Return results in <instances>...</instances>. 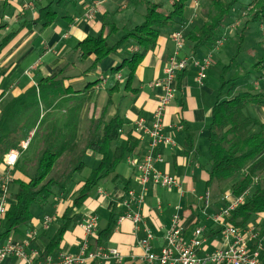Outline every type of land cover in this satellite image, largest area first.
I'll use <instances>...</instances> for the list:
<instances>
[{"label":"crops","instance_id":"obj_1","mask_svg":"<svg viewBox=\"0 0 264 264\" xmlns=\"http://www.w3.org/2000/svg\"><path fill=\"white\" fill-rule=\"evenodd\" d=\"M48 1L12 0L7 4L6 0H0V25H5L1 34L4 35L25 22V27L0 54V114L6 103L12 99L38 87L42 80L59 75V78L65 80L64 88H70L71 91L57 101L59 105L48 109L43 106L42 115H50V119L56 120L67 116L69 109L78 110L79 130L82 132L87 112L90 108L96 107L95 114L100 116L110 96L108 89L115 81L119 83V89L111 94L112 104L107 117L110 118L120 112L124 119L123 137L129 131L133 133L134 124L138 119H143L149 126L153 122L158 99L163 94L161 88H154L152 85L165 77V69L176 51L174 35L165 33L158 39L156 48L146 55L137 68L135 80L129 88H126L128 80L126 68L118 72L115 78L112 77L111 71L121 67L124 61L137 51L136 46L126 43L129 45L128 48H124L123 45L97 66H94L95 56L82 59L81 53L76 49L80 42L89 36L100 35L103 27L109 28V25H115L118 30L109 38V43L110 39L114 42L110 45L116 44L125 35L126 30L141 24L144 14H138V5L141 3L145 5L147 0H82L72 20L59 19L47 28L39 24L27 26L38 17L36 5H45ZM91 10H94L92 16L85 18V14ZM191 50V46L185 41L179 58L202 60L208 54L203 51L193 54ZM215 65L214 58L203 84L197 81L198 68L190 65L180 85L177 77L175 98L165 110L164 133L172 138L176 145L156 149L154 154L160 155L162 161L155 163L154 167L177 178L181 186L169 190L150 182L147 185L144 202L140 206L130 201L128 191L132 190L135 196L141 192L139 173L135 164L142 159L148 147L147 138L143 136L140 139L133 133L139 141L138 151L121 162L116 172L100 183L84 205L74 210V223L65 233L59 251L47 258L56 262L65 254L81 257L82 260L76 264H139L144 262L148 253L142 246V241L151 233L153 239L150 241L149 252L160 253L166 245V236L171 227L172 217L176 213L183 218V237L187 243L197 228L203 229L201 236L203 243L197 253L199 259L226 248L222 228L212 218L226 206L222 197L230 193L232 184L227 183L222 194L210 190L207 188L209 175L204 168L207 164L204 144L209 137L211 111L218 95V84L213 86L207 81ZM104 79L107 80L105 83ZM99 80L102 81L95 84ZM93 83L95 85H92ZM33 134L34 131L30 139ZM191 134L195 140L193 148L187 145ZM95 157L89 153L87 158ZM12 177L20 180L26 178L16 169L12 171ZM125 182L129 184L128 190H124ZM12 190L13 184L10 185V193ZM208 191L211 192V205L205 209L199 198ZM61 199L57 198L51 215H44L41 220L34 215L29 232H27L29 229L23 228L19 235L11 233L6 236L0 228V248L5 247L9 241L20 245L27 241L29 244L25 248L27 256L31 257L32 251H38L39 256L34 258V264H47V258H43L42 250L48 239L54 235L56 222L71 204V201L66 200L63 203ZM125 202L131 204L130 208L135 213L141 214L142 221L137 226L128 219L118 222V218L129 209L124 205ZM114 212L117 219L112 236L103 246L96 245L97 236L92 238L85 232L87 219L92 216L98 218L99 232ZM46 216L55 217L48 227H44L43 224ZM244 229L263 233L264 214L256 216ZM100 249L106 253H109V250H116L118 255L108 254V257L104 258L97 255ZM26 263V260L15 254H10L0 261V264Z\"/></svg>","mask_w":264,"mask_h":264},{"label":"trees","instance_id":"obj_2","mask_svg":"<svg viewBox=\"0 0 264 264\" xmlns=\"http://www.w3.org/2000/svg\"><path fill=\"white\" fill-rule=\"evenodd\" d=\"M10 1L6 0V3ZM81 1L49 0L45 5L38 4V17L27 26L39 24L47 28L59 19L72 20ZM190 2L173 0L171 9L165 11L161 2L147 0L141 24L126 30L116 44L110 45L109 38L118 30L115 25H109L107 34L104 26L100 35L87 37L76 49L82 59L95 56L94 66H97L126 43L136 46L137 51L121 67L111 71L115 78L122 69L128 70L126 88L135 80L136 70L146 55L156 48L158 39L173 27L176 32L181 28L185 30V41L193 54L199 51L213 54L216 64H220V81L208 126L207 164L204 166L209 175L207 188L222 194L224 186L234 180L230 188L232 197H244V203L230 214L226 223L244 229L256 216L264 214V121L250 112L251 107L264 108V90L259 88L260 84L264 85V0H248L237 16H234V10L241 0ZM193 4L200 8L192 15L197 16L196 22L187 17V8ZM242 11L247 20L235 38H229L227 31L241 18ZM24 27L25 22L3 35L1 31L5 25H0V54ZM219 43L222 45L218 46ZM221 53L226 56L227 63ZM247 68L257 71L260 79L243 84L250 75V70L245 73ZM185 73L186 70L178 76V85ZM64 81L59 75L42 80L38 87L6 103L0 114V163L9 151H22L15 169L26 177L24 180L13 178L14 190L10 193V204L1 227L4 234L19 235L23 228L29 232L34 206L40 209L54 207L57 198L71 201L56 222L54 235L42 250L43 258L59 251L65 233L74 223V210L80 209L100 183L114 174L118 165L135 154L139 147L132 131L122 136L124 119L120 112L107 117L112 104L111 94L119 89V83L115 81L108 89L110 96L100 116L95 114L96 107L87 112L82 132L78 110L69 109L67 116L56 120L50 119V115H42L43 106L48 109L59 105L57 101L71 91L64 88ZM33 131L29 146L21 150V143L28 140ZM193 138L192 134L188 137L187 145L191 148L195 146ZM89 153L99 158L98 165L82 178ZM125 184L124 190H128L129 184ZM224 195L222 200L227 205ZM116 219L114 212L99 229L96 245L103 246L110 239Z\"/></svg>","mask_w":264,"mask_h":264},{"label":"built area","instance_id":"obj_3","mask_svg":"<svg viewBox=\"0 0 264 264\" xmlns=\"http://www.w3.org/2000/svg\"><path fill=\"white\" fill-rule=\"evenodd\" d=\"M174 43L176 51L174 56L170 59L167 68L165 69V77L162 80L155 82L152 86L154 88H161L163 94L158 99L157 108L154 111L153 122L148 126L143 119H138L133 128V133L140 139H148V147L145 155L141 160L136 161V168L139 173L138 182L141 186V192L135 196V193L130 190L127 195L133 204L141 205L144 202L147 185L152 182L155 185H160L171 190L174 187H180V181L166 173H162L154 167V164L162 161L160 155L155 156L154 152L158 148L175 147V141L164 133V116L167 106L174 100L176 94L175 83L180 73L188 69L190 65H195L198 68L197 81L199 84L207 79V72L212 64L213 54L208 53L202 60H195V58L180 59L179 53L184 47L185 36L182 31H177L174 36ZM222 45L219 43L218 46ZM218 49V47L216 48ZM107 80L104 79V83ZM30 138L21 143V149L26 150L29 146ZM21 155L20 150H11L3 158L0 172V228L4 221L5 215L10 204V185L13 177L12 171ZM202 201L205 209L211 205V192L199 198ZM228 203L217 214L213 215V221L219 223L222 228V237L226 244L225 249L216 251L214 254L207 255L204 259H199L198 251L202 246V228H197L190 242L184 241V226L183 218L176 213L172 217L171 227L166 236V245L161 252L156 254L149 252L150 241L153 239L151 233H148L146 239L142 241V246L148 251L144 262L139 264H264V232H255L252 229H241L231 224L226 223V219L236 208L244 203V197L233 198L231 193L224 197ZM129 209L118 218V222L128 219L135 226L142 221V216L138 212H134L130 207L131 204L124 203ZM55 217L46 216L43 219L44 227H48ZM85 232L90 237L97 236L98 232V218L96 216L89 217L85 223ZM29 244L25 241L24 245L13 243L9 241L8 244L0 248V261L10 254L17 255L20 259L26 260V264H34V258L39 256L38 251H32L31 257L27 256L25 248ZM106 253L100 249L98 256L104 258L108 254L118 255L116 250H109ZM93 257V255H92ZM79 256L61 255L56 262L51 258H47V264H76L81 261Z\"/></svg>","mask_w":264,"mask_h":264},{"label":"rangeland","instance_id":"obj_4","mask_svg":"<svg viewBox=\"0 0 264 264\" xmlns=\"http://www.w3.org/2000/svg\"><path fill=\"white\" fill-rule=\"evenodd\" d=\"M156 1H158L157 3H160L161 2L160 4H163L164 5V10L165 11H169L171 9V5L173 4V2H172L173 0H156ZM247 1L248 0H241L240 4H238V6L234 10V12H235L234 16H237L238 15L239 9L242 6L246 5ZM191 2L198 3L199 0H191ZM191 2H190V4H191ZM193 6L187 8V17H190V19L193 18L192 21L196 22L197 16L196 17H193V16L196 15L200 11V8L198 9L199 6L196 8V6L194 4H193ZM145 12H146V6L143 3H141L140 5H138V14L143 15V14H145ZM93 13H94V10L88 11L85 14V18H90ZM246 20H247V16L245 15V12L242 11L241 18L236 21V24L235 25H232V26L230 25L232 28L229 27L230 30L227 31V34H229V38L230 37L231 38H235V34H237L238 31L240 30V28L243 27V24L246 22ZM175 28L176 27L171 28L166 33L167 34H171V36L174 35L176 33ZM180 31L183 32L185 30H183V28H181ZM108 32H109V28H107V33ZM257 39L259 41L261 39V37H260V39L259 38H257ZM113 43L114 42L112 41V39H110V44H113ZM128 44H125L123 47L124 48H128L129 47ZM224 46H225V42L223 43V46L222 47L224 48ZM222 54L223 53H221V55L220 54L219 55L221 56V58L224 59V62L227 63L226 56H224ZM219 67H220V64L217 63L215 65V67L213 68L212 72H211L212 75H210V78L207 81L209 84H211L213 86H214V84L216 86L217 85V81H220V78H219V76H220V70L218 69ZM247 70H250V75L248 76V80L247 81H243V84H246L247 82L254 83L256 81V79H260V77H259L260 74L257 71H254V70H251L250 68H247L245 70V73L247 72ZM207 74H208V72H207ZM259 88L264 90V85L263 84H260L259 85ZM250 112L252 113L251 115H254L255 117H258L259 119H261L262 121H264V108H261V107H251V111ZM204 145H205V148H204L205 149V154H207L208 153V139H207V142L205 141V144ZM263 156H264V153H263ZM98 161H99V158L98 157H95L94 159L93 158L92 159L91 158H87V168L84 170V173L82 174L83 175L82 178H86L88 176V174L90 173L91 169L94 168V167H97ZM230 182H231V184H233L234 183V180L233 181H230ZM227 190H228V188H227ZM61 200L64 203L66 201V198L65 199L62 198ZM51 210H52V207L51 206L45 207L44 209H40V208L35 207V206L32 207L33 216L35 215V217L38 218L39 220H41L44 215H51L52 214V211Z\"/></svg>","mask_w":264,"mask_h":264},{"label":"bare ground","instance_id":"obj_5","mask_svg":"<svg viewBox=\"0 0 264 264\" xmlns=\"http://www.w3.org/2000/svg\"><path fill=\"white\" fill-rule=\"evenodd\" d=\"M122 130H123V129H122ZM122 130H121V131H122ZM122 133H123V132H122ZM21 150H22V149H21ZM21 152H22V151H21Z\"/></svg>","mask_w":264,"mask_h":264}]
</instances>
